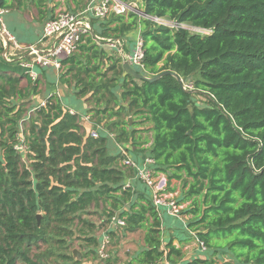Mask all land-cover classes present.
Instances as JSON below:
<instances>
[{"label": "trees", "instance_id": "obj_1", "mask_svg": "<svg viewBox=\"0 0 264 264\" xmlns=\"http://www.w3.org/2000/svg\"><path fill=\"white\" fill-rule=\"evenodd\" d=\"M15 1L16 10L23 6V0H0L1 10L13 9ZM140 6L149 17L197 31L159 27L135 13L92 22V34L58 77L87 103L101 106L107 98V107L88 109L91 124L65 110L57 92L45 107L40 102L25 110L41 79L33 83L18 65L0 61V264H43L35 253L39 243L51 254L55 246L65 248L76 221L79 238L92 246L89 255L101 258L105 237L100 242L91 235L95 224L82 218L91 208L102 209L108 225L123 219L125 227L115 226L122 233H144L143 249L123 264H217L219 255L234 264H264V0H141ZM134 31L144 41L139 73L178 74L191 90L208 95L206 106L172 75L155 83L133 79L120 58L100 48L101 38L119 41ZM105 61L111 79L102 73ZM105 127L115 134L116 154L110 137L100 134ZM119 146L135 161L153 159L156 173L170 183H184L183 201L191 202L184 211L187 230L207 257L186 261L175 236L164 246L162 215L150 194L125 186L135 171L121 165Z\"/></svg>", "mask_w": 264, "mask_h": 264}, {"label": "rangeland", "instance_id": "obj_2", "mask_svg": "<svg viewBox=\"0 0 264 264\" xmlns=\"http://www.w3.org/2000/svg\"><path fill=\"white\" fill-rule=\"evenodd\" d=\"M48 1H51V0H48ZM80 2H82V1L81 0H58L56 2L57 5L54 7L55 11L53 12V14L55 15L56 11H58L60 9H66L68 11L74 10L77 6V3H79V5L81 4ZM17 3L18 2H16V1L13 2V5H15L14 8L9 9L8 11L11 12L12 10H16V7L18 6ZM22 3H23V6H21V8L18 9V10H22V12H21L22 17H21L20 24L16 20L15 15L10 14V13L5 14L3 16V18L1 17V19L5 23L9 32L13 36L16 37L17 41L20 44H22L24 46L37 44L39 39L38 40L35 39V37L32 36L31 33L28 32V30L26 28H29L30 24L42 26L45 23V18H41V16L39 15V11H42L43 5L40 4L39 6H36L33 2L26 1V0H23ZM95 21H96V19H92V22L95 23V25H97L98 22H95ZM23 23L25 24L26 28L24 27ZM182 27L191 30V32L197 31L196 29L190 27L189 25H183ZM132 34H133V37L136 36V38H137V36H138V34H140V32L134 31V32H132ZM128 35H130V34H128ZM125 38H122V40H120L121 42H120V45H118V48L121 50H126L128 48V50L131 51L133 48V46H131V41L128 39L129 38L128 36H126ZM100 42L105 43V44L100 43L101 44L100 48L104 49L106 51V53L108 54V56L114 57L115 60L120 58L121 62H123L121 55L118 54L117 50L113 49V48H115L114 45L116 46V44L114 43L113 40H105V39L101 38ZM12 65L14 66V64H12ZM109 65H111V62L105 61L104 66L102 68V73H106L107 79H111L113 77V72H111V71L106 72L109 69L108 68ZM14 67H16V65ZM65 72H66V70L64 69V71L62 72V75ZM14 75H16V74L7 73V76H14ZM147 76L149 77V75H147ZM45 78L47 79V83L45 84L44 82H42L43 80L40 82V85H39V91L40 92L37 96H35V98H34L35 102H32V103L30 102V104H28L26 106L25 110L29 111L31 109L32 104L34 106L36 104L38 105V103H40V102L45 101L46 97H48L52 93L51 88H47V87L53 85L54 81H56L55 77L50 79L47 76ZM183 82H184V80H183ZM184 85H185L186 89H188V90H190L189 87H193L190 84V81L184 82ZM59 86H60V89L62 90V93L61 94L59 93V94H60V97L61 96L63 97L62 104H63V107L65 108V110L69 111V108H72V110H74L75 112H77L79 114L80 119H82V117L87 114V116L91 117L90 122H88L89 124L92 123L93 114L90 113L88 109H91V108L93 109L95 107L105 108L108 106L107 105V98L102 100L101 106H99V105L97 106L96 100H93L96 103L92 102V101L90 103H87L85 101L86 102L85 103L83 100L84 98L81 99V98L77 97L76 93L78 90H75L74 87H70V88H67L66 86L62 87L60 82H59ZM25 87H26V80L24 79L20 83V88L23 89ZM116 90H118V88ZM117 93H121V91L118 90ZM90 97H91V95L88 96V98H90ZM106 97H108V96H106ZM85 100H86V98H85ZM84 103H85V106L87 108L86 111L83 107ZM196 103L199 106H206L207 105L206 99L204 98L203 95H200L196 99ZM113 106H114V104L111 103V105L109 107H113ZM116 110H117V108H115V111ZM127 118H128V116L127 117L125 116V119H127ZM29 119L30 118H27L28 123H29ZM28 123L21 126V128H20V132H21L20 137L21 138L23 137L21 140H23L25 137V135L22 134L23 131L25 132L26 130L29 129ZM101 127L102 126L98 127L97 129L99 130ZM102 130L103 131L100 132L101 135L103 134V136H109L110 137L109 146H110V150H111L112 144L114 145V143H115L114 142L115 134L110 133V131L106 127L103 128ZM94 131H95V129L92 130V133ZM20 148L22 151H25L26 145H23ZM112 152L114 154H116L117 153L116 148H115V150L111 151V153ZM24 154L26 155V153H24ZM25 155H24V157H25ZM23 159L25 161H27L26 157ZM128 183H129L128 180L125 181L126 187H127ZM132 184L133 183L130 184V187L133 186V188L136 191H141V192L147 193V194L149 193V191L145 190V189H147V187L143 183H141L140 185L134 183L136 185L135 187H134V184L133 185ZM186 190H187V188L184 187V183L181 181L173 180L171 183L169 181H167L168 196L170 198H172L173 201L176 202L178 205L184 206L185 209L191 203L190 201H183L184 200L183 195H184ZM184 211H183L182 215L180 216V218L170 217L168 214H166V212H163L161 217H162V221L164 224V226L162 227L163 228L162 240H163L164 246L166 245V243L169 239H171L172 237L175 236L177 239H176V241H174V244H176V246L179 245L177 247L182 248V250L185 254V260L186 261L192 260V259L198 258V257L205 258V257H207V252L204 253V250L198 245V241L194 240L195 234L193 235V233H190L187 230L188 216H186L184 214ZM82 218L88 222H92L95 224V227H96L95 231L91 235L99 238L100 242L104 239V237H105V240L109 241V243L105 249L104 256H102L100 258L99 254L89 255L90 251L92 250V246L88 245L87 242L83 238H79V237H81V235L79 234V230L82 229V225H81V223H78V221H76L75 227H74L76 233L73 237L66 238L67 245L65 246V248L62 249V248H59L58 246H55V248L53 249V254H51V253L47 252L48 246L39 243V253L38 252H35V253H36V255L42 256L43 264H123V263L128 262V260L131 257L135 256L144 247V242H143L144 233L142 231H138L135 233H127V232L122 233V231H120L118 228H116L114 224L108 225L107 217L103 214L102 209L91 208L86 214H84L82 216ZM167 224H169L168 225L169 227L167 226ZM111 229L116 230L118 232V237H111L109 235V231ZM98 248H99V246L96 248L97 252H98ZM74 252H76V254H74ZM61 254H65L68 257H71V260L65 261L64 259L60 258L59 255H61ZM215 259L217 261V264H234L228 255H224V256L219 255L218 257H215Z\"/></svg>", "mask_w": 264, "mask_h": 264}, {"label": "built area", "instance_id": "obj_3", "mask_svg": "<svg viewBox=\"0 0 264 264\" xmlns=\"http://www.w3.org/2000/svg\"><path fill=\"white\" fill-rule=\"evenodd\" d=\"M140 4L141 0H90L86 8L78 13L60 9L53 19L44 24L42 36L37 44L29 46L21 45L9 32L1 19L8 11L0 10V61L18 65L24 74L35 83L40 79V71L48 69L55 71L58 76L62 74L64 62L79 52L81 45L86 43L87 38L92 34V19L106 20L111 16H127L130 13H135L141 18L151 20L159 27L172 30L184 28L183 25L168 19L152 18L145 15ZM120 42V40L114 41L116 46L114 45L115 48L113 49L121 55L123 62H128L137 71L143 70L145 51L141 35L138 34L131 51H127L128 48L126 50L119 49ZM189 88L192 89V87ZM56 94L60 97L59 93ZM45 106L46 101L41 102L39 105V107ZM68 112L71 115H78L72 109ZM82 119L88 123L91 117L86 115ZM91 135L94 138L99 137V134L95 131ZM119 150L125 157L122 166L134 169V180L143 183L147 187L159 214L162 215L163 212H166L170 217L180 218L185 207L178 205L168 196L167 178L161 173H156L154 160L146 158L144 161L138 162L132 159L122 146H119ZM128 186H130V183L127 184ZM113 223L116 227L126 226L123 219H113ZM107 243L108 241L105 240L101 248L100 253L102 256ZM199 245L205 250L202 243Z\"/></svg>", "mask_w": 264, "mask_h": 264}, {"label": "crops", "instance_id": "obj_4", "mask_svg": "<svg viewBox=\"0 0 264 264\" xmlns=\"http://www.w3.org/2000/svg\"><path fill=\"white\" fill-rule=\"evenodd\" d=\"M58 0H51V1H48V0H45V2L42 4L43 5V7H42V15H43V17L45 18V23L47 22V21H49L50 20V18L51 17H54L55 15H56V13H57V11H56V13H55V15L53 14V12L55 11V9H54V7L57 5V2ZM82 2H80L81 4L79 5V3H77V6H76V8L74 9L75 11H77V12H81V11H83L85 8H86V6H87V4L89 3V1L88 0H81ZM51 6V7H50ZM74 10H71V11H74ZM22 12V10H12L11 12H9L10 14H13V15H15V18H16V20L18 21V23L20 24V22H21V13ZM40 13V12H39ZM40 15V14H39ZM11 21V20H10ZM44 23V24H45ZM24 24V23H23ZM44 24L42 25V26H37V25H34V24H30L29 25V28H26L25 27V24H24V27L28 30V32H30L31 33V35L32 36H34L35 37V39H40L41 38V36H42V29H43V26H44ZM20 27V26H19ZM23 27V26H22ZM137 35V34H136ZM15 37V36H14ZM129 38V40L131 41V46H133L134 45V41L136 40V36L135 37H133V34L131 33L129 36H128ZM16 38V37H15ZM126 39V38H125ZM125 41V40H124ZM130 43V42H129ZM133 43V44H132ZM22 45V44H21ZM24 46V45H23ZM15 66V65H14ZM45 74V75H44ZM44 75V77L42 78V76ZM51 79V78H53V77H55V80L56 81H54V83H53V85L52 86H48L47 88H51V94H55L56 92L57 93H62V90L60 89V86H59V76L57 75V73L55 72V71H53V70H48V69H46V70H43V71H40V79H41V81L42 82H44L45 84L47 83V79L45 78V77H47V76ZM64 94V93H63ZM62 101H63V97H62ZM85 102V101H84ZM86 103V102H85ZM85 103H84V109H85V111H86V106H85ZM69 109H72V108H69ZM87 115V114H86ZM86 115H84V116H86ZM115 145V144H114ZM113 144H112V146H111V149H112V151L113 150H115V146H114ZM128 182L131 184V183H136L137 184V182L138 181H135L134 179H131V180H128ZM139 183V182H138ZM132 184V185H133ZM141 184V183H140ZM135 185V184H134ZM147 190V189H146ZM169 224H167V226H168ZM169 227V226H168ZM169 231V230H168ZM176 241V240H175ZM176 245V244H175ZM177 246H179V245H177Z\"/></svg>", "mask_w": 264, "mask_h": 264}, {"label": "water", "instance_id": "obj_5", "mask_svg": "<svg viewBox=\"0 0 264 264\" xmlns=\"http://www.w3.org/2000/svg\"><path fill=\"white\" fill-rule=\"evenodd\" d=\"M0 10H1V2H0ZM123 69H124L125 73L127 75H129L130 77H132L133 79L138 80V81H145L148 83H155L167 75H172L174 78H176V80L178 81V83L181 85V87L183 88V90L185 92L208 96L207 94H205L201 91H198V90L186 89L184 82H183V79L178 74H175V73L163 72V73H161L155 77H148V76H145V75L139 73V71L134 69L128 62H123ZM189 109L191 110L192 108L189 107ZM189 135H190V133H189ZM40 218H41V215H38L37 216L38 223H40ZM74 254H76V252H74Z\"/></svg>", "mask_w": 264, "mask_h": 264}]
</instances>
